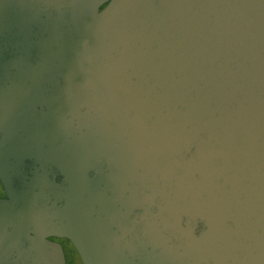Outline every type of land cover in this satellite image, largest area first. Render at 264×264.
I'll list each match as a JSON object with an SVG mask.
<instances>
[{"label":"water","instance_id":"obj_1","mask_svg":"<svg viewBox=\"0 0 264 264\" xmlns=\"http://www.w3.org/2000/svg\"><path fill=\"white\" fill-rule=\"evenodd\" d=\"M0 183V264H264V0H0Z\"/></svg>","mask_w":264,"mask_h":264},{"label":"flooded vegetation","instance_id":"obj_2","mask_svg":"<svg viewBox=\"0 0 264 264\" xmlns=\"http://www.w3.org/2000/svg\"><path fill=\"white\" fill-rule=\"evenodd\" d=\"M104 5L105 3L101 4L98 7V10ZM5 198L6 196L0 183V199ZM29 235H32V233H29ZM45 239L56 245L57 248L55 251L57 255L55 257L47 258L45 257V251L38 250L36 256L28 257L26 261H63V264H82L77 250L68 238L64 236L49 235L45 236ZM2 261H14V258L2 259Z\"/></svg>","mask_w":264,"mask_h":264}]
</instances>
